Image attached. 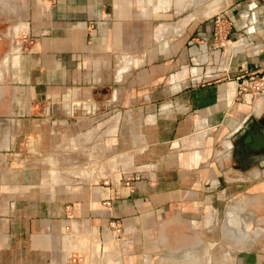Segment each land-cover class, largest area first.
<instances>
[{"label":"crops","instance_id":"0c3cea01","mask_svg":"<svg viewBox=\"0 0 264 264\" xmlns=\"http://www.w3.org/2000/svg\"><path fill=\"white\" fill-rule=\"evenodd\" d=\"M256 69L264 0H0V264H104L106 251L120 264L156 252L207 264L219 238L209 206L260 182L262 169L229 166L235 136L238 157L264 165V148L244 143L256 124L264 135V97L235 100V77ZM119 171L136 174L131 190ZM247 202L264 225V194Z\"/></svg>","mask_w":264,"mask_h":264},{"label":"rangeland","instance_id":"374dc122","mask_svg":"<svg viewBox=\"0 0 264 264\" xmlns=\"http://www.w3.org/2000/svg\"><path fill=\"white\" fill-rule=\"evenodd\" d=\"M217 150H221L220 147ZM260 172H255L252 176H255L256 179H259L260 182H254L252 186H247L242 192V196L235 198L230 197V200L226 199L225 206L221 209H217L214 206L210 205L208 212L206 213V219H210L211 223L209 224L211 236L216 233V236L219 238L211 241L208 244V248L205 250L204 256L208 257L209 260L207 264H212L211 258L213 254H221L225 258L224 264H232V259L236 255V252H247L249 254L257 253L264 254V225H260L251 212H249V203L247 202L249 196L256 194H264V187L260 184L264 183V165L257 166ZM256 167V168H257ZM256 168L254 171H256ZM263 171V172H262ZM262 172V173H261ZM247 176H242L243 183L248 180ZM251 181H247L246 184L249 185ZM258 183L259 188H254ZM210 212V215H209ZM231 214V217L228 216ZM202 220V219H201ZM111 222V220H109ZM113 221V220H112ZM117 221L118 220H114ZM235 221V224H234ZM109 224V222L107 223ZM120 227L118 230L108 228L111 235V241L117 248L120 246V242L123 239V230L120 222L118 221ZM107 226V225H106ZM218 226L219 228L215 229L214 227ZM213 227V228H212ZM255 238H260L262 241H257ZM251 240V241H250ZM253 240V241H252ZM257 242V243H255ZM260 242V244L258 243ZM114 246V247H115ZM113 252V251H111ZM110 252V253H111ZM116 253L109 252L103 254L104 264H120L122 263L121 256H116ZM202 254V252H201ZM240 254V253H237ZM109 255L112 259L109 260ZM151 257L148 258L146 264H181L180 256L170 254L168 252H156V254H150ZM164 260L161 261V260Z\"/></svg>","mask_w":264,"mask_h":264},{"label":"built area","instance_id":"2783aa9c","mask_svg":"<svg viewBox=\"0 0 264 264\" xmlns=\"http://www.w3.org/2000/svg\"><path fill=\"white\" fill-rule=\"evenodd\" d=\"M227 22L223 19L222 16L217 15L214 18V31L212 34V38L215 41H220L222 38H225L228 33V28L226 26ZM237 86L235 90V100L236 102L243 103L248 97L249 100L253 101L264 97V69H256L248 73H243L237 75L235 77ZM202 126H199L195 133H200ZM136 174L127 172V171H119L117 183L119 185L125 186L128 189H132L131 183L135 180ZM104 185L108 184V181H103ZM101 205L105 208H110L111 200L104 199L101 202ZM69 206H66V211L69 213ZM120 225L118 221H109L108 228H112L118 230ZM65 264H84L83 256L80 254L71 255Z\"/></svg>","mask_w":264,"mask_h":264},{"label":"flooded vegetation","instance_id":"af4514ba","mask_svg":"<svg viewBox=\"0 0 264 264\" xmlns=\"http://www.w3.org/2000/svg\"><path fill=\"white\" fill-rule=\"evenodd\" d=\"M240 139V136H235V138L231 139L230 140V144L232 146V149H231V153H230V158H231V161H230V168L233 169V167H235L236 170H242L243 172H250V173H253L254 169L257 167V166H260L258 163H251L249 164L248 161H245V160H241L237 153V141ZM243 141V138L240 139V142ZM258 168V167H257ZM252 170V171H251Z\"/></svg>","mask_w":264,"mask_h":264},{"label":"water","instance_id":"95a60500","mask_svg":"<svg viewBox=\"0 0 264 264\" xmlns=\"http://www.w3.org/2000/svg\"><path fill=\"white\" fill-rule=\"evenodd\" d=\"M252 139L254 140V143H250ZM244 143L248 144L251 151H259L260 148H264V135L260 134L257 124L254 125V131H251L244 138Z\"/></svg>","mask_w":264,"mask_h":264},{"label":"bare ground","instance_id":"6f19581e","mask_svg":"<svg viewBox=\"0 0 264 264\" xmlns=\"http://www.w3.org/2000/svg\"><path fill=\"white\" fill-rule=\"evenodd\" d=\"M118 160V159H117ZM107 164V163H106ZM120 165V164H119ZM101 166H104V164L103 165H101ZM100 168H102V167H100ZM49 170V169H48ZM101 170V169H100ZM105 170V169H104ZM51 171V170H50ZM54 171V170H53ZM67 171V170H66ZM75 171V170H74ZM79 171V170H78ZM81 171V170H80ZM52 172V171H51ZM57 172V171H56ZM107 172V171H106ZM54 174V173H53ZM81 174V173H80ZM49 175V174H48ZM52 175V174H51ZM97 175H99L98 173H97ZM82 176V175H81ZM80 176V177H81ZM96 177H98V176H96ZM100 177V176H99ZM79 178V177H78ZM82 180V179H81ZM92 180V179H91ZM80 181V180H79ZM83 181V180H82ZM85 182V181H84ZM205 252V251H204ZM204 257V256H203ZM164 262V261H163ZM157 263V262H156ZM155 263V264H156ZM165 263V262H164Z\"/></svg>","mask_w":264,"mask_h":264}]
</instances>
